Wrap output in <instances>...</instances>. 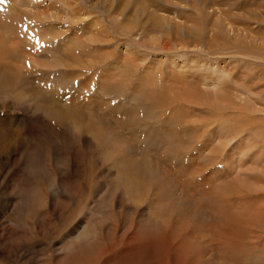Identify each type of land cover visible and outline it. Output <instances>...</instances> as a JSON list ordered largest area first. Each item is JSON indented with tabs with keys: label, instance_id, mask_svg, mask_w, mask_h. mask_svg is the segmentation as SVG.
Listing matches in <instances>:
<instances>
[{
	"label": "rangeland",
	"instance_id": "obj_1",
	"mask_svg": "<svg viewBox=\"0 0 264 264\" xmlns=\"http://www.w3.org/2000/svg\"><path fill=\"white\" fill-rule=\"evenodd\" d=\"M138 1L0 0V264H264V0Z\"/></svg>",
	"mask_w": 264,
	"mask_h": 264
},
{
	"label": "bare ground",
	"instance_id": "obj_2",
	"mask_svg": "<svg viewBox=\"0 0 264 264\" xmlns=\"http://www.w3.org/2000/svg\"><path fill=\"white\" fill-rule=\"evenodd\" d=\"M138 1V0H137ZM140 1V0H139ZM138 1V2H139ZM15 3V2H14ZM127 3H129V2H127ZM127 3H124V4H127ZM8 35V34H7ZM6 55V54H5ZM6 67V66H5ZM33 94H34V96L36 97V95L38 96V94L40 95V93L39 92H37V91H34L33 92ZM36 94V95H35ZM41 97H42V99L44 100V101H42V104L45 106V110L47 111V112H49V113H51V114H55V115H58V116H64V117H66L67 115H68V113H69V111H70V108H64V109H62L61 110V102H59V101H49V100H47V98H44V94H41L40 95ZM40 96H39V98H40ZM71 96V95H70ZM61 101H62V99H61ZM67 101V100H66ZM40 103V102H39ZM38 103V104H39ZM63 103V102H62ZM68 105V104H67ZM66 106V105H65ZM73 109V108H72ZM67 118V117H66ZM59 119V118H58ZM127 238V237H126ZM123 240V239H122ZM126 242V241H125ZM125 251V248L124 249H121V250H119V251H115L114 249H112L111 250V252H112V258L113 259H116L117 257H116V254H121V253H123ZM128 251V250H127ZM45 253V252H44ZM107 256V255H106ZM118 256V255H117ZM121 257H122V255H121ZM110 258V257H109ZM121 260H122V258H121ZM120 260V261H121ZM131 260V259H130ZM130 262V261H129ZM133 264H136L135 262H132Z\"/></svg>",
	"mask_w": 264,
	"mask_h": 264
}]
</instances>
